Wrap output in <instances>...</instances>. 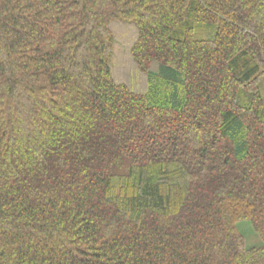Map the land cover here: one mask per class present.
<instances>
[{
	"label": "trees",
	"instance_id": "16d2710c",
	"mask_svg": "<svg viewBox=\"0 0 264 264\" xmlns=\"http://www.w3.org/2000/svg\"><path fill=\"white\" fill-rule=\"evenodd\" d=\"M263 85L264 0H0V264H264Z\"/></svg>",
	"mask_w": 264,
	"mask_h": 264
},
{
	"label": "rangeland",
	"instance_id": "374dc122",
	"mask_svg": "<svg viewBox=\"0 0 264 264\" xmlns=\"http://www.w3.org/2000/svg\"><path fill=\"white\" fill-rule=\"evenodd\" d=\"M112 30L117 42L111 52L115 79L129 82L132 85L139 86L140 89L142 75L137 66L132 65L128 58L129 45L136 37L135 29L127 24H115L112 26ZM144 129L146 130V128ZM237 227L244 236L247 247L258 244V237L253 233L249 222H240Z\"/></svg>",
	"mask_w": 264,
	"mask_h": 264
}]
</instances>
